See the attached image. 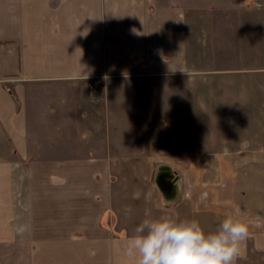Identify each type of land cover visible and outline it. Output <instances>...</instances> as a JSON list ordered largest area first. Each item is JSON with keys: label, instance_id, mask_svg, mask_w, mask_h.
Instances as JSON below:
<instances>
[{"label": "crops", "instance_id": "obj_1", "mask_svg": "<svg viewBox=\"0 0 264 264\" xmlns=\"http://www.w3.org/2000/svg\"><path fill=\"white\" fill-rule=\"evenodd\" d=\"M204 1L0 0V264H131L122 247L146 215L264 225V58L251 30L259 19L264 39V8L231 0L236 29L216 33L199 23ZM168 100L178 125L192 120L176 132L203 133L204 153L132 136L166 133L149 111L166 123ZM241 248L236 264H264V226Z\"/></svg>", "mask_w": 264, "mask_h": 264}, {"label": "clouds", "instance_id": "obj_2", "mask_svg": "<svg viewBox=\"0 0 264 264\" xmlns=\"http://www.w3.org/2000/svg\"><path fill=\"white\" fill-rule=\"evenodd\" d=\"M264 226L239 213H229L213 231L199 220L175 214L146 215L122 247L131 264H236L250 227Z\"/></svg>", "mask_w": 264, "mask_h": 264}, {"label": "rangeland", "instance_id": "obj_3", "mask_svg": "<svg viewBox=\"0 0 264 264\" xmlns=\"http://www.w3.org/2000/svg\"><path fill=\"white\" fill-rule=\"evenodd\" d=\"M205 2V3H204ZM203 3L199 4V6L201 8H203V12L205 13V17L202 16L200 18L201 22H199L201 25H205L204 27L206 29H210V32H216V26H218L219 24L221 25H224V23H228V24H232V27H233V30L234 28L236 29V26H235V15H236V12L238 11L237 9L239 8V5L235 4L233 1L231 0H205ZM242 5L241 6H247L248 8H258L257 9V13L260 15V13H262V8H264V0H246L245 1V4L244 2L241 3ZM260 18V17H259ZM257 24L255 27L256 30H257V36L255 34V30L254 28L251 29L253 30V33H254V36L255 38L258 40L257 42V46L258 48H260L259 50V55L262 56V58H264V45H263V42L262 40L263 39V36L260 35V30H261V26H262V23L261 21L258 19L257 21ZM198 23V22H197ZM215 23H218L216 26H215ZM261 24V26H260ZM211 25V26H210ZM240 26L237 28V31H238V37L239 39H241L240 36V32L242 30H240ZM260 29V30H259ZM262 31V30H261ZM222 32V31H221ZM252 33V31H250ZM260 34H259V33ZM211 34H215V33H211ZM242 34V32H241ZM138 87H141V89L145 88L144 86H138ZM149 87V86H147ZM151 89H152V92L153 91H157L158 92V89H159V85L158 83H154L153 85L150 86ZM175 88L173 86H169V90H168V94L169 96L171 95H175L176 93L175 92H172V89ZM142 89V90H143ZM154 93V92H153ZM155 101H158L159 103V100H155ZM168 105L167 108L165 109H162L164 112H168V118L166 120V123H164V118H162L160 115L162 114L159 110L158 107H152L150 108L151 110L149 111L151 113V117H152V120H155L156 124L161 125L162 127L164 126L165 128V132L166 133H163L162 135L158 136L159 134L158 133H154V132H148V133H134L132 134V136L136 137L138 140H148V139H153L155 141H158L159 142H163V144L166 146L168 145L171 149H175L176 147L179 149V150H182L186 153H204L203 151V147L205 146L204 143L201 142L202 140V136L204 135L203 133H198V134H195L194 136L189 133H177L176 129L177 128H189V122L191 123L190 121V117L189 115L184 112L183 116H182V122L183 124L182 125H178L177 124V121H179V119L176 121L175 119V113L178 112L176 109V106L174 105V102L173 101H170L168 100ZM172 105H174L172 107ZM179 106V104H178ZM180 109V108H179ZM179 118V117H178ZM147 124V122H146ZM154 124V123H153ZM197 125H200V128L201 127H204L207 125V121H206V118H201L200 119V122L198 123L197 122ZM179 126V127H178ZM148 128V126H147ZM199 128V127H198ZM194 137V138H193ZM178 138L180 140H178ZM202 147V148H201ZM141 167V166H140ZM142 168V167H141ZM176 169L177 167L175 165H170V175L172 177H175L176 176ZM244 169V170H243ZM248 171H247V170ZM252 169L251 166H244V168L240 169L239 170V175H242V174H248L246 175L247 179L251 180L250 182H248V185L250 187H253V183H252V180H254V175H255V171ZM179 173V172H178ZM256 181V180H255ZM254 182V181H253Z\"/></svg>", "mask_w": 264, "mask_h": 264}, {"label": "built area", "instance_id": "obj_4", "mask_svg": "<svg viewBox=\"0 0 264 264\" xmlns=\"http://www.w3.org/2000/svg\"><path fill=\"white\" fill-rule=\"evenodd\" d=\"M86 85H87V87L89 88V89H99V90H102V88H103V83H102V81H101V79L100 78H91V79H89L88 81H87V83H86Z\"/></svg>", "mask_w": 264, "mask_h": 264}, {"label": "trees", "instance_id": "obj_5", "mask_svg": "<svg viewBox=\"0 0 264 264\" xmlns=\"http://www.w3.org/2000/svg\"><path fill=\"white\" fill-rule=\"evenodd\" d=\"M236 1H241V0H236Z\"/></svg>", "mask_w": 264, "mask_h": 264}]
</instances>
